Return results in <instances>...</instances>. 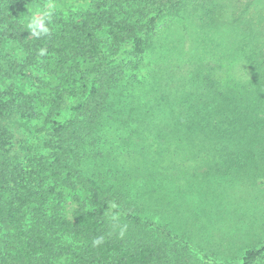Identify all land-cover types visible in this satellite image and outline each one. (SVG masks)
Here are the masks:
<instances>
[{
    "label": "trees",
    "instance_id": "trees-1",
    "mask_svg": "<svg viewBox=\"0 0 264 264\" xmlns=\"http://www.w3.org/2000/svg\"><path fill=\"white\" fill-rule=\"evenodd\" d=\"M232 2L0 0V264H191L193 238L150 215L176 198L143 187L195 166L262 191L264 41ZM148 138V170L114 169V142ZM220 264H264V242Z\"/></svg>",
    "mask_w": 264,
    "mask_h": 264
},
{
    "label": "rangeland",
    "instance_id": "rangeland-1",
    "mask_svg": "<svg viewBox=\"0 0 264 264\" xmlns=\"http://www.w3.org/2000/svg\"><path fill=\"white\" fill-rule=\"evenodd\" d=\"M232 1L229 17L225 16L223 19L232 21L233 11L238 15L243 14V20L250 19L255 23V27L262 33L264 41V0ZM212 38H214L213 35ZM206 43L211 45L209 40H206ZM23 138H32V135L26 132L17 137L19 141ZM16 140L14 142L15 150L18 149ZM114 143L116 144V153L113 149L115 158H112V164L115 165L114 169L125 172L127 170L139 172L148 170L145 163H149L159 150L158 143L155 142L152 154L148 155L149 149L145 146L151 143L149 138L145 143L139 142L137 139L133 140L131 144H124L121 141ZM142 153L147 155H144L145 159L142 157ZM174 157L173 154H162L163 165L158 170L161 173L165 169L166 172H171L172 167L167 168L166 165L173 161L176 164L179 163ZM116 162L118 163L114 164ZM143 162H145L144 165ZM199 171L195 166L188 167L184 175L180 174L181 181L170 184L163 182L162 186L153 183L145 188L142 182L139 186L144 188L143 191H146L148 196L157 197L158 194H170L176 198V206L180 208L179 216L161 215L159 210L154 209L150 215L157 223L180 225L176 230L180 234L182 231H187V234L193 238L191 243L199 251V254L189 250V263L240 262L249 248L264 242V187H261L262 191H260L258 188L243 187L239 184L230 187L222 186L210 178L208 180L203 177ZM153 187L157 188L155 195L152 194ZM202 254L212 257L214 263L203 260Z\"/></svg>",
    "mask_w": 264,
    "mask_h": 264
},
{
    "label": "clouds",
    "instance_id": "clouds-1",
    "mask_svg": "<svg viewBox=\"0 0 264 264\" xmlns=\"http://www.w3.org/2000/svg\"><path fill=\"white\" fill-rule=\"evenodd\" d=\"M51 7V6H49ZM39 16H43L44 19L38 18ZM50 16V11H41L37 15L33 16L30 23L28 24L29 29L31 30V34L35 36H40L41 34H47L49 29L45 26V20ZM46 53V49H42L40 51V55H44ZM102 240H96L94 243L99 244Z\"/></svg>",
    "mask_w": 264,
    "mask_h": 264
}]
</instances>
